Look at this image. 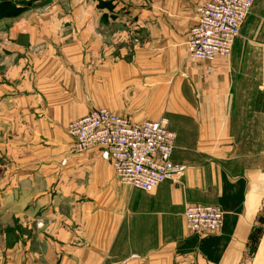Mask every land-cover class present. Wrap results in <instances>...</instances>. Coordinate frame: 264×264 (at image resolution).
<instances>
[{
    "label": "crops",
    "instance_id": "obj_1",
    "mask_svg": "<svg viewBox=\"0 0 264 264\" xmlns=\"http://www.w3.org/2000/svg\"><path fill=\"white\" fill-rule=\"evenodd\" d=\"M206 1L186 8L195 4L197 16ZM69 4L76 27L93 20L83 1ZM54 10L40 23L7 18L0 37V264H264V0L254 1L229 58L146 78L152 96L165 95L149 102L141 91L131 116L108 108L137 121L166 117L176 133L171 160L183 179L150 192L123 184L104 148L75 151L67 125L95 102L68 96L64 84L84 41L94 55L95 37L89 25L54 32ZM190 204L220 206L221 229L191 233Z\"/></svg>",
    "mask_w": 264,
    "mask_h": 264
},
{
    "label": "rangeland",
    "instance_id": "obj_2",
    "mask_svg": "<svg viewBox=\"0 0 264 264\" xmlns=\"http://www.w3.org/2000/svg\"><path fill=\"white\" fill-rule=\"evenodd\" d=\"M9 1L23 5L26 9L15 18L0 15V37L5 36L12 27V23H7L8 20L16 25L17 22L23 23L24 16L27 19L30 16L35 23H40L41 19L45 22L44 15L54 10L49 8L51 5H44L54 0ZM56 1L61 4L58 10H54L57 12L56 18H61L58 25H52L54 32L61 35L68 31L85 33L87 25L92 26L94 55L90 45L84 41L82 54L73 56L70 61L71 77L69 82L66 80L68 83L64 87H68V96L70 92L79 97L85 93L94 100L95 108L121 110L131 116L126 111H133L140 106L141 97L138 96L141 91L151 93L147 99L143 98L149 102L154 99L156 92L165 95V90L159 89L154 90L152 96L146 78L168 73L171 76H185L187 65L202 64L191 62L186 55L190 30L197 22L195 4L186 8V0H76L83 1L82 12H88L89 17L93 18L89 24L78 27L70 21L74 9L69 3L75 0ZM107 2H111L112 8L103 6ZM59 12L61 14L58 16ZM61 42V46L63 42L66 44L65 39L61 38ZM150 108L148 110H154L153 113L157 112L156 106ZM159 108L165 110V102Z\"/></svg>",
    "mask_w": 264,
    "mask_h": 264
},
{
    "label": "built area",
    "instance_id": "obj_3",
    "mask_svg": "<svg viewBox=\"0 0 264 264\" xmlns=\"http://www.w3.org/2000/svg\"><path fill=\"white\" fill-rule=\"evenodd\" d=\"M254 1L207 0L199 6L197 22L189 34L187 58L193 63L229 58ZM68 134L76 152L104 148L117 178L131 188L150 192L166 180L180 183L183 179L184 169L171 160L176 133L166 117L137 121L108 108H95L72 121ZM184 217L191 233L210 235L221 229L224 212L216 204H190Z\"/></svg>",
    "mask_w": 264,
    "mask_h": 264
},
{
    "label": "trees",
    "instance_id": "obj_4",
    "mask_svg": "<svg viewBox=\"0 0 264 264\" xmlns=\"http://www.w3.org/2000/svg\"><path fill=\"white\" fill-rule=\"evenodd\" d=\"M24 0H20L19 3H22ZM103 6L112 8L111 2L104 3ZM23 5H18L16 2L9 0H4L0 2V15L2 17H15L25 11Z\"/></svg>",
    "mask_w": 264,
    "mask_h": 264
}]
</instances>
